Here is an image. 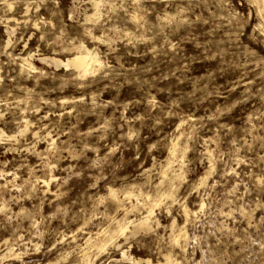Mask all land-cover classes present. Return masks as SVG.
I'll return each instance as SVG.
<instances>
[{
	"label": "clouds",
	"instance_id": "1",
	"mask_svg": "<svg viewBox=\"0 0 264 264\" xmlns=\"http://www.w3.org/2000/svg\"><path fill=\"white\" fill-rule=\"evenodd\" d=\"M0 264H264V0H0Z\"/></svg>",
	"mask_w": 264,
	"mask_h": 264
}]
</instances>
